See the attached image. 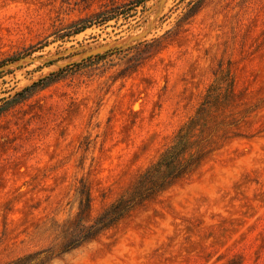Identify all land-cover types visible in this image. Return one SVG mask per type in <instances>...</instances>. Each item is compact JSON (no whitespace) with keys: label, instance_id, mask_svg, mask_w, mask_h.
Wrapping results in <instances>:
<instances>
[{"label":"rangeland","instance_id":"1","mask_svg":"<svg viewBox=\"0 0 264 264\" xmlns=\"http://www.w3.org/2000/svg\"><path fill=\"white\" fill-rule=\"evenodd\" d=\"M138 2L0 0V61L38 48L0 67V264L67 242L179 130L201 160L49 264H264V0Z\"/></svg>","mask_w":264,"mask_h":264},{"label":"trees","instance_id":"2","mask_svg":"<svg viewBox=\"0 0 264 264\" xmlns=\"http://www.w3.org/2000/svg\"><path fill=\"white\" fill-rule=\"evenodd\" d=\"M147 0H140L143 3ZM109 13L96 14L91 20H80L70 27L68 35L79 34L95 23H104L114 16ZM45 46V45H44ZM42 48V47H40ZM35 46L25 50L20 56L0 61V67L7 63L18 61L26 55L35 51ZM46 78L33 83L30 87L24 88L17 93L18 97H23L24 92L29 88L36 86L39 82L45 81ZM52 78L47 77V82ZM46 82V83H47ZM203 155L199 150L192 153L190 144L186 141L185 135L181 130L173 137L171 142L165 147L154 163H152L142 174L139 175L131 192L127 196H119L109 205H107L90 224H79L75 229V234L64 244L59 246H50L36 252L24 255L9 264H49L52 260L59 258L72 250L78 249L84 244L93 241L97 236L116 225L121 219L128 215L135 208L153 199L158 193L170 186L173 182L184 176L194 165H196ZM90 197L88 194L79 201L80 207L88 208Z\"/></svg>","mask_w":264,"mask_h":264},{"label":"bare ground","instance_id":"3","mask_svg":"<svg viewBox=\"0 0 264 264\" xmlns=\"http://www.w3.org/2000/svg\"><path fill=\"white\" fill-rule=\"evenodd\" d=\"M203 185V184H202ZM206 191V190H205ZM209 194V193H208Z\"/></svg>","mask_w":264,"mask_h":264}]
</instances>
